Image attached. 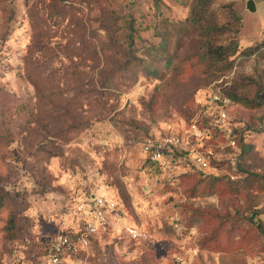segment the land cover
<instances>
[{"label":"rangeland","instance_id":"1","mask_svg":"<svg viewBox=\"0 0 264 264\" xmlns=\"http://www.w3.org/2000/svg\"><path fill=\"white\" fill-rule=\"evenodd\" d=\"M199 1L0 0V264H46L53 235L79 230L69 208L101 195L117 204L110 226L64 264H264L260 232L237 252L205 239L208 214L264 220V108L228 111L232 131L252 130L241 159L220 135L208 141L231 187L176 181L186 162L163 172L141 149L182 132L216 81L249 100L264 91V0L254 12L214 0L202 14ZM235 15L238 34L225 30ZM233 39L236 55L211 57Z\"/></svg>","mask_w":264,"mask_h":264},{"label":"built area","instance_id":"2","mask_svg":"<svg viewBox=\"0 0 264 264\" xmlns=\"http://www.w3.org/2000/svg\"><path fill=\"white\" fill-rule=\"evenodd\" d=\"M226 85L223 80L211 84L204 92L201 110L197 113L190 124L182 132L175 135L161 137H150L141 144L145 157L163 169H169L173 154L177 152L186 153L191 161L200 169L218 168L212 166L216 159L210 139L215 138L205 126L204 115L213 118V129L221 134L226 141V146L237 148V143L229 123V109L233 105L230 98L224 95ZM117 204L113 199L104 196L91 198V203L86 199L80 200L75 208L69 212L78 216L81 225L78 231L71 234L56 232L50 242L46 264H64V259L71 255H77L88 251L92 238L98 234L100 229L110 226L107 213L115 211ZM133 240H143L147 236L137 228L126 227ZM173 264H194L192 257L176 256Z\"/></svg>","mask_w":264,"mask_h":264},{"label":"trees","instance_id":"3","mask_svg":"<svg viewBox=\"0 0 264 264\" xmlns=\"http://www.w3.org/2000/svg\"><path fill=\"white\" fill-rule=\"evenodd\" d=\"M214 0H200L199 1V7L197 9L198 14L205 13L206 9L212 4ZM197 18H194L195 21L199 22L202 21L201 19L203 18L202 16H199ZM235 28L232 25H228L226 27V31H234L235 33H239L240 30V22L241 18L238 15H235ZM211 27V31H214V27ZM230 31V32H231ZM239 45L235 39L232 40V43H230L228 46H216L211 49V57L214 59L219 58L221 55L223 56L222 58H230L238 53ZM248 53H253L255 51L254 47H249L247 49ZM246 52V51H244ZM221 58V57H220ZM221 58V59H222ZM233 63L229 64V68L232 67ZM108 84L104 85V88H107ZM263 89L258 91L257 97L254 99H247L245 97H241L238 93L235 91L227 90L226 87L223 90V93L225 96L230 98L233 103H239L241 105H244L247 108L250 109H260L264 108V99L261 98V95L263 94ZM204 124L207 126V128L211 133H215V136H221L218 132H216L213 129V118L212 116H209L208 114L204 115ZM251 128L249 126L244 127L243 129L239 130H234L233 135L235 136V140L237 145L241 148V152L239 154L240 159L244 155V152L246 153L251 149V144L246 145L242 138H245L249 134H251ZM209 141H213V139H210ZM149 163L157 166V168L160 171H168V169H163L160 168L158 163L152 162L150 160H147ZM186 162L187 165H185L182 168L181 175L177 177L176 181H181L183 179H193V177H196V174L199 175V179L197 180L198 182H206L209 185H216L218 183L226 182L229 183L230 179L228 177H218L219 175L217 174L218 171H215L213 169H200L197 167L191 159L187 156L186 153L183 152H177L173 154L172 156V161L170 163L169 170H171L175 165L178 167V163L180 162ZM191 162L192 164H190ZM225 163H228L227 161H220V160H213L212 165L220 166ZM196 167L198 168L197 171H193L194 168H189V167ZM215 166V167H216ZM241 172V171H240ZM237 174V173H235ZM249 180V179H248ZM229 181V182H228ZM248 182L247 180L243 181V183ZM197 183H195L196 185ZM232 182L229 183V186H232ZM194 185V186H195ZM205 215V214H203ZM209 215V222L210 218L215 221V224L213 223V227L207 231L206 235V243L208 244L209 248H211L213 251H223V252H237L241 249L245 250L249 242L252 241H258L260 239L259 232L261 234H264V220L259 218L258 215H256V212H252L250 215L249 221L247 219H244L242 217L241 219H232V218H219L215 214H208ZM251 223V224H250ZM218 224V225H217ZM251 225L255 226V229L250 227ZM252 230L254 233H252ZM94 238V237H93ZM92 238V240H93ZM92 245V241H91ZM90 245V247H91ZM262 250H264L263 245L260 247Z\"/></svg>","mask_w":264,"mask_h":264},{"label":"water","instance_id":"4","mask_svg":"<svg viewBox=\"0 0 264 264\" xmlns=\"http://www.w3.org/2000/svg\"><path fill=\"white\" fill-rule=\"evenodd\" d=\"M246 6L247 9L251 12H254L256 10L254 0H248Z\"/></svg>","mask_w":264,"mask_h":264}]
</instances>
